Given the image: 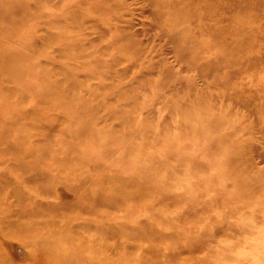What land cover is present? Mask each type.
Wrapping results in <instances>:
<instances>
[{
	"label": "rangeland",
	"instance_id": "1",
	"mask_svg": "<svg viewBox=\"0 0 264 264\" xmlns=\"http://www.w3.org/2000/svg\"><path fill=\"white\" fill-rule=\"evenodd\" d=\"M93 219L111 264H264V0L0 13V264H73L48 245Z\"/></svg>",
	"mask_w": 264,
	"mask_h": 264
},
{
	"label": "bare ground",
	"instance_id": "2",
	"mask_svg": "<svg viewBox=\"0 0 264 264\" xmlns=\"http://www.w3.org/2000/svg\"><path fill=\"white\" fill-rule=\"evenodd\" d=\"M2 4L4 5H1L0 13L6 12V16L9 17L12 12H14V0L11 1L8 7H5V3ZM8 35L14 37V21L11 29H9ZM105 189L106 188H103L104 192H106ZM138 198H141V196H138ZM107 200H109V198L106 196L104 198L95 197L93 201L90 202V210L99 209ZM87 203L89 204V202ZM93 220L84 222L81 226L83 230L78 233L65 231L59 235L54 234L55 242L48 245V254L50 256H58L62 260L73 264L89 259L86 256H91L92 260H97L101 264H105L106 262L107 264H111L108 258L114 256L117 251L116 249L119 247V244L112 243L111 241V239L114 238L113 231L111 230L112 226L109 224L108 220L101 222ZM136 223L138 225L134 227L135 233L131 236H124L123 240L127 244L131 242H137L136 244H138L143 238L154 234L153 231L149 230L150 228H146L142 225L143 220L141 218L137 220ZM29 227H31V225H29ZM24 233L25 229L23 230V234ZM16 247L19 249V252H24V254L28 253L25 251V248L20 245ZM124 256H127L126 259L130 256L128 261L126 260L127 262L123 261L117 263L112 261V264H157L155 259L149 255L125 253Z\"/></svg>",
	"mask_w": 264,
	"mask_h": 264
}]
</instances>
